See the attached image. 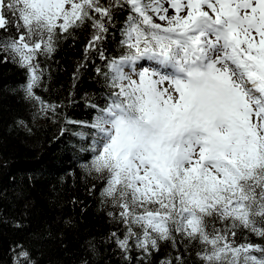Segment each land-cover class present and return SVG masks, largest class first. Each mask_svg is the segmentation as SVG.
<instances>
[{
	"label": "snow or ice",
	"instance_id": "6c2138e0",
	"mask_svg": "<svg viewBox=\"0 0 264 264\" xmlns=\"http://www.w3.org/2000/svg\"><path fill=\"white\" fill-rule=\"evenodd\" d=\"M125 8L121 51L105 56ZM86 24L85 52L106 62L108 90L103 106L89 105L87 167L124 225L123 239L112 233L119 247L151 256L161 242H187L202 264H264V244L249 239L264 240V0H0V58L28 69L39 112L55 106L33 91L38 57ZM20 247L14 264H35Z\"/></svg>",
	"mask_w": 264,
	"mask_h": 264
},
{
	"label": "trees",
	"instance_id": "16d2710c",
	"mask_svg": "<svg viewBox=\"0 0 264 264\" xmlns=\"http://www.w3.org/2000/svg\"><path fill=\"white\" fill-rule=\"evenodd\" d=\"M127 14V8L115 12L99 46L105 56L121 51ZM70 32L51 55L38 57L43 74L33 91L55 106L46 114L38 111V101L27 98L28 69L11 56L0 58V264H14L20 246L35 264H161L169 259L176 264L177 255L184 264H202L195 244L173 248L161 242L160 251L148 256L131 241L125 252L112 236L115 232L123 239L124 225L108 215L113 209L102 202L104 181L87 167L91 136L86 125L96 115L89 105L103 106L107 100L106 62L97 50L85 52L94 32L90 24ZM249 239L264 244L260 237Z\"/></svg>",
	"mask_w": 264,
	"mask_h": 264
},
{
	"label": "bare ground",
	"instance_id": "6f19581e",
	"mask_svg": "<svg viewBox=\"0 0 264 264\" xmlns=\"http://www.w3.org/2000/svg\"><path fill=\"white\" fill-rule=\"evenodd\" d=\"M172 14V11H169V15H171ZM141 63H144V64H146V65H150L151 64V62H141Z\"/></svg>",
	"mask_w": 264,
	"mask_h": 264
},
{
	"label": "rangeland",
	"instance_id": "374dc122",
	"mask_svg": "<svg viewBox=\"0 0 264 264\" xmlns=\"http://www.w3.org/2000/svg\"><path fill=\"white\" fill-rule=\"evenodd\" d=\"M168 5L167 4H165V7H167ZM171 11V10H170ZM157 22H160V21H158L157 20ZM144 64V63H143ZM144 66H148V65H146V64H144ZM139 70V68H137V71ZM126 71H130V69H126ZM135 78V77H134Z\"/></svg>",
	"mask_w": 264,
	"mask_h": 264
}]
</instances>
